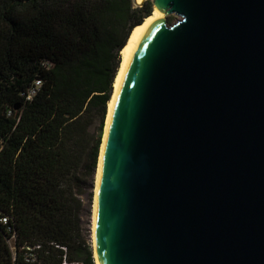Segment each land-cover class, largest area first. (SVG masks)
<instances>
[{
	"label": "water",
	"instance_id": "obj_1",
	"mask_svg": "<svg viewBox=\"0 0 264 264\" xmlns=\"http://www.w3.org/2000/svg\"><path fill=\"white\" fill-rule=\"evenodd\" d=\"M152 2L104 149L100 264H264V0Z\"/></svg>",
	"mask_w": 264,
	"mask_h": 264
},
{
	"label": "trees",
	"instance_id": "obj_2",
	"mask_svg": "<svg viewBox=\"0 0 264 264\" xmlns=\"http://www.w3.org/2000/svg\"><path fill=\"white\" fill-rule=\"evenodd\" d=\"M152 0H0V264L17 245L43 258L96 264L82 233V195L94 180L108 104L133 28ZM171 20V18H170ZM39 81L31 99L28 93Z\"/></svg>",
	"mask_w": 264,
	"mask_h": 264
},
{
	"label": "bare ground",
	"instance_id": "obj_3",
	"mask_svg": "<svg viewBox=\"0 0 264 264\" xmlns=\"http://www.w3.org/2000/svg\"><path fill=\"white\" fill-rule=\"evenodd\" d=\"M141 1V0H139ZM154 18H165V13L160 12L159 9H157L155 6L153 8L152 13L146 17L140 24H137L132 32L131 35H129L128 41L123 47V49L120 51L121 54V66H119V71L116 77V82L114 83V92L111 100L108 104V114H106V125L104 130V136H103V142L101 145V151H100V160L98 161V169H97V177H96V187H95V193H94V209H93V235H94V251H95V261L96 264H100V254H99V248H98V236H97V209H98V193H99V185H100V177L102 175V162L104 161V149L105 145L107 143V135L108 130H110V125L112 121V114H114L116 101L119 96L121 84L125 77L126 68L129 65V61L132 55V52L134 51L138 35H140L142 29L149 23L150 20Z\"/></svg>",
	"mask_w": 264,
	"mask_h": 264
},
{
	"label": "built area",
	"instance_id": "obj_4",
	"mask_svg": "<svg viewBox=\"0 0 264 264\" xmlns=\"http://www.w3.org/2000/svg\"><path fill=\"white\" fill-rule=\"evenodd\" d=\"M40 87L39 81L36 82L34 87L27 95L28 99H31L37 93ZM2 149V139L0 137V150ZM10 217L4 214L0 210V221L7 224ZM16 234H12L11 238H8V243L11 251L13 252L14 264H86L83 260H77L70 258V250L67 245H59L52 243L60 251L57 257L50 258L48 260L43 258V246L41 242H24L21 245H17L15 239Z\"/></svg>",
	"mask_w": 264,
	"mask_h": 264
},
{
	"label": "rangeland",
	"instance_id": "obj_5",
	"mask_svg": "<svg viewBox=\"0 0 264 264\" xmlns=\"http://www.w3.org/2000/svg\"><path fill=\"white\" fill-rule=\"evenodd\" d=\"M171 18V20H170ZM176 20V16L174 14L169 15V21L172 22ZM121 55V54H120ZM122 59V58H121ZM106 125V120H105ZM103 136H104V130H103ZM101 151V146H100ZM100 160V158H99ZM98 169V164H97ZM96 177H97V171L96 175L94 177V180H89V186L87 188L86 193L82 195L83 199V209L81 211V217H82V233L84 237L88 240L89 244H91L94 252V259H95V251H94V235H93V209H94V193H95V187H96ZM96 262V261H95Z\"/></svg>",
	"mask_w": 264,
	"mask_h": 264
}]
</instances>
